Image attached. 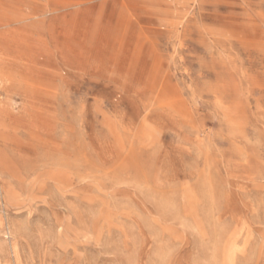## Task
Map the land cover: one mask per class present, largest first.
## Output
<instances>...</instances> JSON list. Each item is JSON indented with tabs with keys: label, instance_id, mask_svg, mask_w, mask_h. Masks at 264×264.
<instances>
[{
	"label": "rangeland",
	"instance_id": "obj_1",
	"mask_svg": "<svg viewBox=\"0 0 264 264\" xmlns=\"http://www.w3.org/2000/svg\"><path fill=\"white\" fill-rule=\"evenodd\" d=\"M0 264H264V0H0Z\"/></svg>",
	"mask_w": 264,
	"mask_h": 264
}]
</instances>
